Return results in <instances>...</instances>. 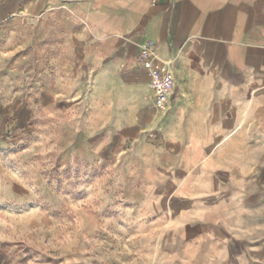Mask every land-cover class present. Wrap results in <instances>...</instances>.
I'll return each instance as SVG.
<instances>
[{"label": "crops", "instance_id": "1", "mask_svg": "<svg viewBox=\"0 0 264 264\" xmlns=\"http://www.w3.org/2000/svg\"><path fill=\"white\" fill-rule=\"evenodd\" d=\"M27 10L82 25L64 35L86 39L73 52L101 88L96 128L137 151L153 210L186 242L264 264V0H0V23ZM145 40L174 76L163 110L138 62Z\"/></svg>", "mask_w": 264, "mask_h": 264}, {"label": "rangeland", "instance_id": "2", "mask_svg": "<svg viewBox=\"0 0 264 264\" xmlns=\"http://www.w3.org/2000/svg\"><path fill=\"white\" fill-rule=\"evenodd\" d=\"M23 13L0 23V264H236L186 242L137 151L97 130L86 39L64 35L82 25Z\"/></svg>", "mask_w": 264, "mask_h": 264}, {"label": "built area", "instance_id": "3", "mask_svg": "<svg viewBox=\"0 0 264 264\" xmlns=\"http://www.w3.org/2000/svg\"><path fill=\"white\" fill-rule=\"evenodd\" d=\"M138 62L147 73L154 107L165 109L175 85L169 62L157 57L154 45L148 40L139 46Z\"/></svg>", "mask_w": 264, "mask_h": 264}]
</instances>
